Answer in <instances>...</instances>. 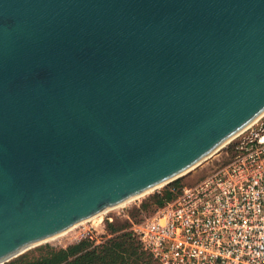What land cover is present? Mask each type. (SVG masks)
<instances>
[{
	"label": "water",
	"instance_id": "water-1",
	"mask_svg": "<svg viewBox=\"0 0 264 264\" xmlns=\"http://www.w3.org/2000/svg\"><path fill=\"white\" fill-rule=\"evenodd\" d=\"M263 113L264 0H0V264Z\"/></svg>",
	"mask_w": 264,
	"mask_h": 264
},
{
	"label": "built area",
	"instance_id": "built-area-1",
	"mask_svg": "<svg viewBox=\"0 0 264 264\" xmlns=\"http://www.w3.org/2000/svg\"><path fill=\"white\" fill-rule=\"evenodd\" d=\"M222 147L232 151L229 162L169 187L170 200L128 227L155 264H264V113ZM92 221L64 233L72 243H97L93 231L103 218Z\"/></svg>",
	"mask_w": 264,
	"mask_h": 264
},
{
	"label": "trees",
	"instance_id": "trees-1",
	"mask_svg": "<svg viewBox=\"0 0 264 264\" xmlns=\"http://www.w3.org/2000/svg\"><path fill=\"white\" fill-rule=\"evenodd\" d=\"M178 179L169 182L176 190L182 186ZM173 196L174 193L164 188L161 194L148 196L135 211L141 213V218ZM105 230V238L100 243L81 240L64 247L44 244L36 249L35 254L23 252L2 264H155L125 223H106Z\"/></svg>",
	"mask_w": 264,
	"mask_h": 264
},
{
	"label": "rangeland",
	"instance_id": "rangeland-1",
	"mask_svg": "<svg viewBox=\"0 0 264 264\" xmlns=\"http://www.w3.org/2000/svg\"><path fill=\"white\" fill-rule=\"evenodd\" d=\"M231 157H232V151L230 148L220 147L217 151H215L211 156L203 160L196 167L191 169L186 174L180 176L178 179V183L181 185H191L197 182L198 180L202 179L205 175L210 173L213 169L229 162ZM169 187H171V184L168 182L162 186H159L158 188L152 189L151 191L142 194L141 196L128 200L122 205H119L117 207L107 210V213L100 214L94 218H91L93 219L92 221L93 224H96L100 220V216L101 218H103V227H101V225H98V226L95 225L96 229L95 231H93V234L95 235L97 239V243H100L105 238V233H106L105 224L109 223L106 220H104L105 215H109L112 217V221H111L112 223L116 225L125 223L128 228L131 222H136V220L140 219L141 213L139 212L136 213L135 208H137L139 204L143 202L144 200H146L147 197L150 196L151 194L158 193V191H162L164 188L168 189ZM70 243L72 242H70L68 238V233H63L59 236H56L38 245L30 247L24 252L29 253V254H35L36 249L39 246H42L44 244L53 246V247H64L65 245L70 244Z\"/></svg>",
	"mask_w": 264,
	"mask_h": 264
},
{
	"label": "bare ground",
	"instance_id": "bare-ground-1",
	"mask_svg": "<svg viewBox=\"0 0 264 264\" xmlns=\"http://www.w3.org/2000/svg\"><path fill=\"white\" fill-rule=\"evenodd\" d=\"M163 185H164V184H163ZM160 186H162V185H160ZM158 187H159V186H158ZM158 187H157V188H158ZM150 191H151V190H150ZM140 196H141V195H140ZM137 197H138V196H137ZM102 213H103V212L98 213L97 215H95V216H93V217H91V218H94V217H96V216H98V215H100V214H102ZM91 218H89V219H91ZM89 219H88V220H89Z\"/></svg>",
	"mask_w": 264,
	"mask_h": 264
}]
</instances>
